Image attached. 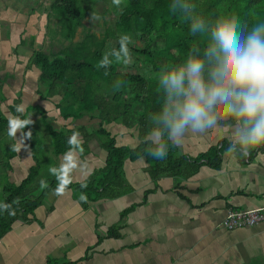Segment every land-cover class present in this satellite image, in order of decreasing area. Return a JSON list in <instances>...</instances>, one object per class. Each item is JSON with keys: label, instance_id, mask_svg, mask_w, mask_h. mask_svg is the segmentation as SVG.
Listing matches in <instances>:
<instances>
[{"label": "crops", "instance_id": "0c3cea01", "mask_svg": "<svg viewBox=\"0 0 264 264\" xmlns=\"http://www.w3.org/2000/svg\"><path fill=\"white\" fill-rule=\"evenodd\" d=\"M27 2L28 0H0V87L6 98L1 105V112L8 121L10 118H15L11 106L18 100L19 105H24L25 110L22 114L32 119L34 125L38 120L42 122L37 109H43L46 111L48 122L56 129H64L66 134L78 130L83 152L80 154L75 152L73 163H79L74 168L69 167L66 179L74 184H83L91 177L98 179L96 175L106 166L108 152L107 155L103 154L102 150L105 149L102 146L103 141H99L97 136L89 137L88 134L92 135L100 129L102 119L86 115L80 120L65 121L61 117L57 107L61 101L60 92L49 90L48 84L40 80L41 71L33 62L38 46L42 45L46 37L44 29L46 25L41 22L39 13L40 8H44L42 6L44 3L43 0H35L34 5L31 6ZM36 3L42 4L41 7H35ZM53 36L51 46H54V41L61 35L59 31L53 30ZM60 40L59 38L58 42H61ZM68 44L69 41H65V44L63 42V45ZM41 84L48 86L47 91H42ZM221 109H223L222 106L214 109L213 114L217 116V122L209 128L210 138L203 133L194 135L196 132H193L192 136L187 138L188 144L184 148L182 146V150L180 148L181 152H175L177 158L187 157L186 164H182L183 170L180 175L157 176L146 159L141 157L124 161L122 173L125 186L119 189L116 198H103L97 201H91L88 198L81 200V194L73 189L65 188L64 194L60 196L54 194L55 190H53L42 206L32 215H28L26 220L17 221L13 228L0 239V264H48L49 259L79 261V264H110L111 256L116 257L118 261L119 257L126 255L127 252L143 256L144 254L139 252L142 247H149L152 253L156 254L157 249L154 251V248L159 246V242L165 243L169 240L167 233L171 232L173 233L171 236L175 237L173 240L176 242L175 249L177 247L193 249L197 246L196 239L199 238L197 234L204 230L198 225L202 219L208 229L204 230L207 237L203 236V238L213 242L215 240L219 244L223 243L227 235L222 230V226L229 210L264 213V145L251 150L248 157L240 155L239 145L236 152H227L229 144L236 140L234 133L237 121L226 111L224 114L218 113ZM158 117L163 120V111L155 115L150 114L146 122L139 121L135 117L130 124L113 122L104 127L111 135L118 128L116 134L132 136L135 144L130 149H138L145 141L153 142L152 135L157 131H153L152 128L165 127L164 124L159 126L153 121ZM55 121L58 123L57 126ZM7 130L0 133V202L4 187L10 184H21L30 174L31 168L36 165L27 139L24 140V144L21 142L23 134L18 131L16 138H11L7 135ZM191 130L189 128L185 134L189 135ZM41 132L43 133L44 130L38 131L36 137L43 140L44 136ZM43 141L45 148L41 154L47 166L59 168L64 157L60 159L61 155L53 154L52 140L50 143ZM13 146H16L18 150H13ZM117 146L125 147L123 144H117ZM215 151H219L220 162L213 167L209 160L206 161L205 156L207 154L212 157ZM12 152H15V157L9 161L8 157L12 155ZM203 156L204 159H201L200 157ZM88 161L97 166L91 168L93 169L91 171L84 172L83 169L78 168L80 163L86 164ZM129 173L132 180L130 178L128 181L126 177ZM126 199L130 203L124 205ZM164 202L167 209L159 205ZM110 206H114L115 210L118 209L120 221L109 227L104 222ZM131 208L133 210L124 216L123 213ZM154 208L157 210L155 211ZM132 214L140 215L150 237L137 243H123L118 249H107L106 241L112 239L107 237L108 230L115 226L120 228L121 237L113 239L124 242L126 236L123 232L128 227L126 218ZM163 214L171 217L169 225L155 223V218ZM89 215L96 216V219L91 221L93 225L84 228L80 220ZM150 219H153L151 227L147 225ZM211 222L214 226H211ZM67 225L70 230L66 229ZM102 228L107 230L106 233L101 231ZM85 229H88L91 241L85 242L83 245L85 246L83 248H86L85 253L78 259L71 257V250H64V254L57 255L46 248L49 242L65 248L69 240L84 238ZM237 230L250 231L245 236L247 243L243 237L237 238L239 242L235 240L229 243V251H236L235 248L244 245L243 251L247 256L264 257V220L256 226ZM189 239L191 241L188 245L186 243L182 245L181 240ZM169 249L172 250V248ZM187 250L189 249H185L183 253ZM225 250L228 251V248ZM158 252L161 254L159 250ZM87 253L89 259L83 261Z\"/></svg>", "mask_w": 264, "mask_h": 264}, {"label": "trees", "instance_id": "16d2710c", "mask_svg": "<svg viewBox=\"0 0 264 264\" xmlns=\"http://www.w3.org/2000/svg\"><path fill=\"white\" fill-rule=\"evenodd\" d=\"M185 4L189 6L187 11L183 7ZM49 10L52 11L50 17L55 16L59 22V33L63 41H69V44L50 53L35 52L33 62L41 71L40 80L48 84L51 92H60L61 101L57 107L65 121L80 120L86 115L102 119L100 129L88 135L104 136L102 146L108 152L106 166L96 175L98 179L91 177L83 184H74L67 179L66 188L73 189L91 201L116 198L119 189L125 186L122 173L124 161L141 157L146 159L157 176L180 175L182 164H186L187 157H174L176 148L168 139L169 132L166 127L152 128L153 131H160L166 136V141H161L169 149L164 159H156L148 154L149 150L157 147L150 140L145 141L138 149L117 146L111 133L104 127L113 122L130 124L135 117L146 122L150 114L155 115L170 107L171 101L164 86H157L156 80L147 78L145 74L120 71L124 65L116 61L113 51L106 53L105 50L110 35H114L113 32H106L103 38L90 33L86 34L83 40L75 41L79 28L84 26V20L91 12L85 0H54ZM114 15L117 17L116 29L122 35L138 39L142 44L141 48L131 43L128 47L131 53L143 57L145 70L165 74L184 64L190 48L193 49L191 55L204 56L210 36L200 33L193 35L190 32L192 22L204 18L205 23L210 26L218 18L236 16L244 34L247 35L254 24L264 23V0H122ZM159 41H163L164 45L156 48ZM118 48L119 44L115 49ZM104 54L112 61V65L107 69L97 67ZM209 68L210 65L206 63V80L209 79ZM111 83L120 89L117 93L114 92L113 97H110L113 89ZM4 101L6 98L0 87V133L7 130L9 122L1 112ZM19 102L16 100L11 106L12 113L21 120L30 119L17 112ZM37 111L51 137L53 154L63 155L68 152V139L73 133H78V130L66 134L64 129H56L48 122L45 110ZM29 130L32 137L27 139V144L31 148L36 165L31 168L30 174L21 184L6 185L3 189L0 204L8 205L9 208L7 211L0 208V239L17 221L26 220L28 215H32L43 205L48 194L59 186L56 175L50 171L51 168L47 166L41 154L45 143L37 139L38 130L34 123L22 129L23 132ZM11 154L9 161L15 157V152ZM205 157L213 167L220 162L219 151H215L212 157L207 154ZM200 158L204 159V156ZM41 181L47 186L42 187ZM132 210L133 208L124 212V216ZM107 237L120 238V228L111 227ZM88 259L87 253L83 261ZM48 264H79V261L49 259Z\"/></svg>", "mask_w": 264, "mask_h": 264}, {"label": "clouds", "instance_id": "9594fccd", "mask_svg": "<svg viewBox=\"0 0 264 264\" xmlns=\"http://www.w3.org/2000/svg\"><path fill=\"white\" fill-rule=\"evenodd\" d=\"M121 3L122 0H113L117 7ZM183 7L187 11L189 6L185 4ZM91 19L94 22L100 17L93 13ZM190 32L193 35L208 34L210 43L203 57L191 55L193 49L190 48L184 64L162 76L160 83L172 102L163 111V124L168 129V139L180 146L179 140L189 128L193 132H202L213 127L217 122L214 109L222 106L237 121L234 133L236 140L229 144L226 151L236 152L239 145L240 155L248 157L251 150L264 145V23L254 24L245 35L236 16L218 18L210 26L204 18H199L191 23ZM117 43L119 48L113 50L116 61L124 66L131 65L133 58L128 47L132 43L131 37L122 35ZM206 63L210 65L208 80L205 79ZM111 65L112 61L104 54L97 67L107 69ZM24 110L23 104L17 106L18 113ZM32 123V119L10 118L7 135L16 138L20 131L23 134L21 142L24 144V140L32 137V132L21 130ZM153 143L157 147L149 150L148 154L156 159H164L169 149L161 143L159 134H154ZM68 144L70 148L61 166L50 169L59 181L54 193L58 196L65 192L69 167L76 166L73 163L75 152H83L79 133H73ZM13 150L18 149L13 146ZM41 186L47 185L41 181ZM81 200H86V197L81 195ZM0 208L7 211L9 206L0 204Z\"/></svg>", "mask_w": 264, "mask_h": 264}, {"label": "rangeland", "instance_id": "374dc122", "mask_svg": "<svg viewBox=\"0 0 264 264\" xmlns=\"http://www.w3.org/2000/svg\"><path fill=\"white\" fill-rule=\"evenodd\" d=\"M35 0H28V4H30L31 6L34 5ZM54 2V0H43V5L40 3H36L35 7H41V5L44 8H40V19L41 22L44 23L45 26V31H46V37L44 39V42H42L41 46H38V51H46L48 53H50L52 50L53 51H58L62 46H63V42L65 44V41H62L61 36H59L58 38H56V41H54V46L52 45L51 42V38H53V30H60V26H59V22L56 19L55 16L50 17V14L52 13L51 10H49L51 4ZM87 2V4H89L90 8H91V12L90 14L87 16V18L84 20V26L82 28H79L78 30V34H77V38L76 41H81L84 39V37L86 36V34H90V33H94L97 36H99L100 38H103L106 35V32H113L114 35H110L109 39H108V43H107V48L106 53H110L112 52L116 46H117V41L119 39L120 36H122V34L116 29L115 26V20L117 19L116 15H114V11L117 8V6L115 4H113V0H85V3ZM85 6V5H84ZM46 9V10H45ZM95 13L97 16L100 17L99 20L97 21H92L91 16L92 14ZM61 39L60 41L62 42H58V39ZM131 41L133 45H137L138 47H142V44L140 43V41L138 39H132ZM67 44V43H66ZM155 46V44H153ZM163 41H159L158 44H156V48H161L163 47ZM132 58H133V62L131 65L129 66H124L123 68H120V71L123 72H127L129 74H142V75H146L147 78H151V79H155L156 81V85L159 86L161 85L160 81L162 79V76L164 75L162 72H155V71H147L145 70V67L142 63L143 61V57L140 56H136L133 53H131ZM147 71V72H146ZM112 85V83H111ZM42 86V91H47L48 86L46 84H41ZM113 89L111 90V94L110 97H113L114 92L117 93L118 91H116V89H119V87H115L114 85H112ZM162 86V85H161ZM161 88V87H160ZM120 90V89H119ZM32 94V93H31ZM172 103V102H171ZM43 106V104H41ZM32 107H36V106H32ZM224 109L219 110L218 113L220 114H224ZM155 121L159 126L163 125V120L160 119L159 117ZM56 122V121H55ZM58 125V123L56 122V126ZM35 127L38 129V131L40 132V130H44V132L42 133V135L44 136L42 139L45 140L46 143H50L51 142V138L49 136V134L47 133L44 125L42 124V122L40 120L36 121ZM118 131V128L116 129ZM114 131V134L112 135V138H115V140L117 141L118 145H124L125 147H133V145L135 144L134 142V138H132V136H121L120 134H116L117 131ZM155 133V132H154ZM193 131L191 130V133L184 134V136L179 140V144L181 146H176L174 145V148L176 147L177 150L179 151V153L181 152V150L184 148L185 145L188 144L187 138L189 136H192ZM203 133L204 135L207 136V138H210V129L207 128L204 131H196V133L194 135H199ZM153 134V133H152ZM155 134H159L160 135V141L164 139V141H166V136L162 135L160 132L157 131V133ZM116 135V136H115ZM154 135H152V139H153ZM97 138L99 139V141H103L105 139L104 136H97ZM50 146V145H49ZM183 146V148H181ZM179 147V148H178ZM181 148V150H180ZM103 149V154H106L107 151ZM81 153L80 151H76V153ZM107 155V154H106ZM65 156L61 155L59 158H63ZM175 158L176 157V153L174 155ZM79 162H74V164L76 165ZM97 166V164H94L93 162L88 161L86 164H82L80 163L78 168L83 169L82 171H91L93 169L91 168H95ZM127 180L129 181L130 178L132 180V176L129 173V176L127 175ZM170 178V177H169ZM16 180V179H15ZM169 182H171V180L169 179ZM174 183H176V181H174ZM172 196V195H170ZM172 198V197H169ZM127 203H130V201L128 199L125 200L124 205H126ZM160 206H165L167 209V205L166 202L159 204ZM128 207V206H127ZM155 211L157 210L156 208H154ZM144 212V211H141ZM107 217L105 220V224L112 226L117 224L120 221V212L114 209V206H110V209L107 210ZM159 215V214H158ZM104 216V215H103ZM96 216L94 215H89L84 217L81 221V225L85 228L89 225H93V223L91 221L95 220ZM127 224L128 227L124 230V234L126 236L124 242L123 241H117L115 239H107L106 241V248L107 249H118V247L120 245H122L123 243H132V242H139L142 241L143 239H147L150 237V233L148 232L146 226L144 225V223L142 222V220L140 219V215H136V214H132L130 216H128L127 218ZM153 219H150L147 221V225H149V227H151V224L153 223L152 221ZM170 220L171 217L167 214H163L159 217L155 218V223H159L161 224H166L169 225L170 224ZM200 229H204L205 231H207L208 229L205 226V223L203 221V219L201 220V222L198 224ZM212 222H211V226H212ZM214 226V225H213ZM67 227V230H70L69 225L65 226ZM64 227V228H65ZM142 227H144V229H142ZM222 230L224 231V233L227 235L226 238H224L223 243L219 244L217 241L214 242L208 238H203L207 237V234L204 233V230L201 231L199 234H197V237L199 236V238L196 239L197 241V246H195L193 249L184 247V249H179V247H177V249L174 248L175 243L173 240L175 239V237H172L171 233H167L169 236V240H167L165 243H161L159 242V246L157 248V252L152 253L151 249L149 247H142L139 252L141 254H144L143 256L139 255V254H135L132 252H127L126 255H121L119 257V260L117 261V258L114 256H111V259L109 260L110 264H264V257H261V255H253V256H247L246 253L243 251V246L241 245L240 248H235L236 251H229V243L230 242H234L237 238L240 239V237H243L245 239V236L247 235V233H249L250 231L248 230H227L225 227L222 226ZM88 229L84 230V238L80 237V238H74L73 240H69L66 244H65V248H61L60 246H58L56 243L54 244L53 242H49L47 244V249L51 250L53 253H56L58 255L62 254L64 250L68 251L71 250L72 254L71 257L73 259H78L80 257H82L85 253V249L83 248L85 246H83L86 243H89L91 240L90 239V233L87 231ZM87 231V232H86ZM102 232L104 231L106 233L107 230H104V228H102L101 230ZM95 232H93L94 234ZM192 239V238H191ZM191 239L187 240H181V243L183 245V243H186V245H188V242L191 241ZM252 239V238H251ZM237 242H239V240H236ZM246 243L247 240L245 239ZM180 243V244H181ZM58 246V247H57ZM169 248H172V250L170 251ZM226 248H228V251L225 250ZM185 249H189L187 251H185L183 253V251ZM158 250L161 252V254H159ZM182 250V251H180ZM227 251V252H226ZM64 254V253H63ZM139 255V256H138ZM251 259V260H250ZM38 263V262H35Z\"/></svg>", "mask_w": 264, "mask_h": 264}, {"label": "built area", "instance_id": "2783aa9c", "mask_svg": "<svg viewBox=\"0 0 264 264\" xmlns=\"http://www.w3.org/2000/svg\"><path fill=\"white\" fill-rule=\"evenodd\" d=\"M264 220V213L259 211H245V210H229L223 226L227 230H236L246 227H253Z\"/></svg>", "mask_w": 264, "mask_h": 264}]
</instances>
